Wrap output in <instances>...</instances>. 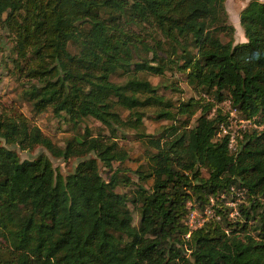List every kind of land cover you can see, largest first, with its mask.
<instances>
[{"label":"trees","instance_id":"trees-1","mask_svg":"<svg viewBox=\"0 0 264 264\" xmlns=\"http://www.w3.org/2000/svg\"><path fill=\"white\" fill-rule=\"evenodd\" d=\"M223 1L0 0L11 60L38 84L26 92L35 112L50 107L72 123L90 117L110 133L115 126L141 127L138 109L144 107L156 108L155 119L172 121L165 135L148 138L153 151L146 168L133 171L132 182L112 167L127 159L115 140L85 132L60 148L22 116L0 114L6 146L39 145L62 160L85 157L61 176L47 157L20 161L0 145V264H264V128L245 130L232 150L228 134L214 139L218 125H227V114L215 103L228 99L244 119H260L256 124L264 116V1L251 0L240 10L245 40L234 44L218 37L233 32ZM151 29L162 37L149 35L152 45L140 37ZM142 51L151 57H141ZM172 66L211 101L190 97L172 106L134 76L162 75ZM118 71L129 75L122 83L110 80ZM115 105L128 110L127 119ZM194 109L198 114L188 126ZM176 116L182 117L178 127ZM147 179L151 184L144 189L140 182ZM119 184L135 188L127 195L115 191ZM232 185L249 200L238 206L244 221H231L229 208L218 201V218L185 237V201L194 195L202 207ZM259 206L262 212L254 213ZM132 209L139 214L137 226ZM253 214L256 235L247 228Z\"/></svg>","mask_w":264,"mask_h":264},{"label":"rangeland","instance_id":"rangeland-1","mask_svg":"<svg viewBox=\"0 0 264 264\" xmlns=\"http://www.w3.org/2000/svg\"><path fill=\"white\" fill-rule=\"evenodd\" d=\"M249 1L251 0L223 1V9L226 13V22L233 27V32L231 34L219 33L218 37L221 42H226L230 39L234 44L243 42L245 40L242 29L239 26L238 15L240 10ZM134 31L138 32L137 29H135ZM148 32L145 33L144 31H140V37L146 40L149 44H153L150 36L155 39H162V37L159 36L158 33L152 31V29L151 31L148 30ZM156 49L157 53L161 55L163 54L162 51L160 53V49ZM68 50L71 53L75 52V48L71 45H68ZM140 56L149 59L151 57V54L142 51L140 53ZM12 58H14V54L12 50L11 38L0 27V114L11 117L18 115L22 116L26 120L28 126L36 127L43 136L47 137L51 141L52 144L60 148L64 146L66 140L75 136L83 135L85 134V132H87V134L92 137L97 136L103 139L108 138L111 140H115L118 147L126 152L127 159L123 162H113L112 167L118 168L123 176H127L132 182H136V177L133 171L140 165H142L143 169H145L147 156L151 151H153L148 142V138H156L160 134L165 135L167 131H169V126L172 121L165 119H155L154 116L156 108L144 107L138 109L140 112H142L143 115L141 118V127H139L138 129H133L128 127L115 126L114 132L110 133L108 128L90 117H85L78 123H72L71 121L67 120V118L62 113H59V116L53 114L50 107H47L41 112H35L32 108V100L28 98L26 92L30 90L31 85L38 84L35 79L29 80L27 77H24L22 73L19 72L15 67L16 65L14 64V62H12ZM128 76L129 75H127V72L118 71L110 75V80L115 83H122L128 78ZM134 76L139 79L148 81L151 86L156 88V93L163 96L165 100H169L172 106H176L179 102H185L190 97L194 99L202 98L211 101V98L204 95L200 89L195 90L191 85L187 84L184 73L176 71L174 66H172L168 70H165L162 75H153L146 72H136ZM227 102L228 99H224L221 102L215 103V106L219 107L222 113L227 114L226 133L233 134L234 146H236L237 141L240 140V137L245 130H249L251 128H256L257 130H259L264 128V116L259 124H256L255 120L260 119H244L243 116H240L237 112L232 117H230L227 113ZM113 109L117 114H119L122 120L127 119V117L129 116L128 110L120 107L119 105H115ZM211 113L212 110L209 115H211ZM197 114L198 111L194 109L188 126L193 125L194 119L196 118ZM181 120L182 117L176 116V121H174L173 123L174 126L178 127ZM140 133L144 135L140 136ZM223 134L224 132L218 131L214 139L221 137ZM0 145L12 149L16 153L20 161L35 159L40 155L47 157L51 162V166L54 171L61 174V176H65L66 174L71 173L74 170L77 162L85 158L75 156L69 157L66 160L53 158L46 149L39 145H34L31 148L27 149H19L16 145L6 146L2 139H0ZM88 156H92V154H89ZM99 173L102 178L106 179V170L101 166L99 167ZM200 175L203 178L206 177L207 173L204 168H200ZM150 184V179L140 182V186L144 189H147ZM232 187L234 190L238 189V187L235 185H232ZM133 188H135V185L133 184H119L115 188V191L129 195L132 192ZM187 192L190 194L189 189L187 190ZM230 200L231 197L228 194L224 201ZM260 202H263V199H260ZM220 203L223 205V202H218V204ZM239 204H242L243 207L248 206L249 200L246 194H243V197L237 201L234 208L231 207L232 211L227 214V217L231 219V221H238V223L241 224L244 220L243 216H241L238 211ZM128 206L129 208H131L129 204ZM188 207L195 209L201 208L200 206H198L194 195H191L190 198L185 201L184 208L188 210ZM260 212H262V206L257 207L254 213ZM131 215L132 224L134 226H137L139 220L138 211L136 209H132ZM253 216L254 219H251L247 222V228H249L248 230L252 235H256L258 232V215L253 214Z\"/></svg>","mask_w":264,"mask_h":264},{"label":"built area","instance_id":"built-area-1","mask_svg":"<svg viewBox=\"0 0 264 264\" xmlns=\"http://www.w3.org/2000/svg\"><path fill=\"white\" fill-rule=\"evenodd\" d=\"M227 107H228L227 113L230 117H232L236 113V110L229 106V102H227ZM226 128H227V125H225L224 123H220L218 125V131L219 132H224V134L229 135L228 136V143H227L228 147L234 149V147H235L234 143H233V137L234 136L232 133H226ZM228 194L230 195L231 200L230 201H224ZM242 197H243V191L240 189L234 190L233 187L231 186L227 190V192L226 191L219 192L218 195L215 197L209 196L207 198L206 203L200 209L188 207L187 213H186L185 218L183 220L184 225L188 228V232L185 234V237L188 236L190 230H193V229L200 227L207 219H210L213 217L218 218V215H215L216 213L214 210V208L218 206V204H217L218 201L223 202V205L229 208V210L227 212V214H229L232 211V208H234V206L236 205L237 201ZM227 205H229V206H227Z\"/></svg>","mask_w":264,"mask_h":264}]
</instances>
